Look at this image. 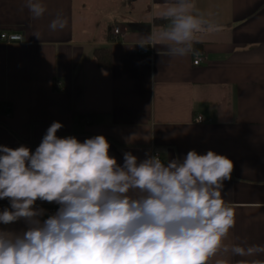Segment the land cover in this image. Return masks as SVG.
Instances as JSON below:
<instances>
[{
    "label": "crops",
    "instance_id": "crops-1",
    "mask_svg": "<svg viewBox=\"0 0 264 264\" xmlns=\"http://www.w3.org/2000/svg\"><path fill=\"white\" fill-rule=\"evenodd\" d=\"M43 2L48 11L33 20L24 0H0V34L24 37L22 44L0 43V145L34 152L60 122L61 138L105 136L121 165L124 152L139 160L159 153L166 163L212 150L234 165L222 191L236 221L227 242L264 245V0H193L217 30L197 34L202 52L184 57L162 45L144 46L146 55L136 51L163 26L154 17L166 0ZM58 12L68 26L51 31ZM103 48L111 52L110 68L95 59ZM79 114L83 119L74 118ZM35 206L46 210L42 219L59 207L39 200ZM6 207L9 201L0 200V211ZM252 259L264 254L233 257L232 264Z\"/></svg>",
    "mask_w": 264,
    "mask_h": 264
},
{
    "label": "clouds",
    "instance_id": "clouds-1",
    "mask_svg": "<svg viewBox=\"0 0 264 264\" xmlns=\"http://www.w3.org/2000/svg\"><path fill=\"white\" fill-rule=\"evenodd\" d=\"M23 6L33 20L48 11L43 0ZM155 20L165 23L140 45H162L173 57L193 52L197 34L217 30L193 0H166ZM67 26L59 12L48 25ZM62 127L53 122L34 152L0 145V200L10 205L0 224L27 226L0 228V264H232L233 257L264 254V245L227 242L236 223L222 195L234 167L227 156L190 150L165 163L159 153L139 160L124 152L121 165L105 136L61 138ZM38 200L58 210L42 219Z\"/></svg>",
    "mask_w": 264,
    "mask_h": 264
},
{
    "label": "built area",
    "instance_id": "built-area-1",
    "mask_svg": "<svg viewBox=\"0 0 264 264\" xmlns=\"http://www.w3.org/2000/svg\"><path fill=\"white\" fill-rule=\"evenodd\" d=\"M113 34L116 36L120 35L121 33H120L119 28H115L113 31ZM23 42H24V37L21 34L12 33V32H4V33L0 34V43H3V44H22ZM136 51L143 54V55H146L149 53V50L145 47L136 48ZM202 60H203V58L201 56L196 57L194 65L198 66L202 62ZM196 122L201 123L202 118H200V117L197 118ZM55 212H56V210L51 208L48 212V215H51Z\"/></svg>",
    "mask_w": 264,
    "mask_h": 264
},
{
    "label": "trees",
    "instance_id": "trees-1",
    "mask_svg": "<svg viewBox=\"0 0 264 264\" xmlns=\"http://www.w3.org/2000/svg\"><path fill=\"white\" fill-rule=\"evenodd\" d=\"M165 22L163 21H159L156 20L155 24L157 25H162ZM194 50L197 53H201L202 52V45L199 43H195L194 44ZM95 59L99 65V67L101 68H110L112 65V55L110 50L103 48V49H97L94 53ZM84 115L79 114V115H75L74 118H77L79 120L83 119ZM89 121L90 123L94 122V117L92 115H88Z\"/></svg>",
    "mask_w": 264,
    "mask_h": 264
}]
</instances>
